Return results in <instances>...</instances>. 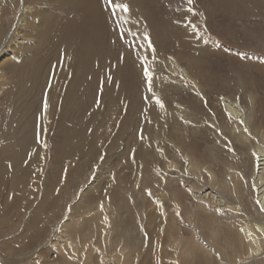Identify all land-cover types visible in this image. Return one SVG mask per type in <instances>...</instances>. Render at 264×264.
Listing matches in <instances>:
<instances>
[{"label": "rangeland", "instance_id": "obj_1", "mask_svg": "<svg viewBox=\"0 0 264 264\" xmlns=\"http://www.w3.org/2000/svg\"><path fill=\"white\" fill-rule=\"evenodd\" d=\"M12 1L17 4L12 5L9 4V0H0L1 3L8 2L7 4L10 5L8 8L6 4L7 12L4 11L3 21L4 31L8 36L14 32L17 17L22 12L24 4L35 8L34 11L26 14L27 25L21 31L24 38L33 39L40 14L47 10L48 15L43 14L44 29L35 45L23 42V52H18L19 55L16 56L18 60L14 59L15 62L18 61L16 63L18 69L13 70L9 63L0 69V73H7L11 79L10 85L8 84L3 89V93H0V135L5 136L6 133L2 142L4 147L2 152L7 160L14 159V156L20 157V164L14 163L11 165L13 168H9L10 179L13 178L15 168L20 169L22 164L27 166L26 162L32 148L39 144L37 130L41 126L42 103L57 66L66 60L67 56L64 55H67L68 51H72V58L70 62L67 61L69 72L61 83L59 105H64L67 93L72 90L69 106H73L71 109L76 112L77 124L75 130L69 131L70 134L67 131L65 138L58 134V113L54 120L47 124L50 149L47 153L44 173L38 182L41 186L39 196L34 199L30 208L25 210L24 216L18 215L13 218L12 225L5 220L2 221L0 217V261H3V264H8L2 257L6 253L5 249L13 254V258L34 257L35 253L42 249L45 241L47 242L50 236L59 231L66 217L77 211L82 193L87 204L95 205L98 200L108 201L109 196L112 195L113 205L120 213L121 206H125L124 213L130 209L127 216L122 213L121 215H123L122 223L126 219L133 228L132 241L138 242L144 252L138 260L136 259V264H179L175 260L166 258L174 255L170 247H167L168 237L164 239V245H167L166 253H163L162 262L159 260L161 253L156 234L166 222L157 198L153 196L152 191L149 195L150 187L144 188L145 197H141L138 191L140 187L134 188L141 168L132 167L123 170L116 167L117 163H121V159L116 155L124 150L125 140L127 147L124 150V158L130 159L133 144L141 141L143 128L148 129L152 126L154 138L162 132L163 125L156 127L148 119L149 113L157 115L161 113L156 99L159 97L158 94H161L162 100L164 99L170 109L164 116L174 119L179 127L178 129L170 125L169 128L171 136L177 139L176 143H183L195 158L202 164L211 165L223 179L229 171L228 168L241 172L243 181L240 194L245 205V213L252 218L264 219L259 213L261 209L257 202L258 189L253 180L256 172V154L252 150L259 142H264V0H193L192 4H189L188 0H125L132 8L129 12L131 22H124L123 15L128 12L117 10V14L113 15L106 0ZM149 40L156 49L155 59L153 60L150 55L148 61L153 70L151 92L147 88L146 77L142 72L144 64L142 57L151 52L147 47ZM24 52L27 53L24 55ZM176 60L182 65L178 67L180 73L173 72V62L175 63ZM25 61L31 62L29 64L31 68ZM181 67L187 69L192 79L183 76L185 74L182 73ZM33 72L37 73L33 75ZM20 84L23 92L20 91V86L17 87ZM145 96L150 99L145 100ZM226 98L237 103L242 111L251 115L249 143L241 141L239 133L233 132L235 125L239 124L242 127L244 123L232 117L225 109L223 100ZM97 109L103 112L94 122L89 121ZM175 109L179 110V114H174ZM193 127L199 129L195 132ZM188 130L194 131L190 133V141L184 134ZM79 138L81 143L78 146L82 145L83 148L80 157L70 146L67 147L68 157L65 156L62 160L53 153L54 144L61 141L64 146L67 141L75 144ZM176 151L178 152L177 148ZM17 152L20 153L19 156ZM179 155L183 163V172L178 176L179 172L175 170L176 176L180 177L178 190L181 191L184 203L189 204L190 207L191 203L196 201L189 192H183L185 189L183 183L186 181L189 184L194 183L198 188L202 179L187 173L185 169L188 165L187 160L182 153ZM47 172L55 174L63 183L65 176L69 175L67 187L62 191L61 189L52 191L49 199L43 193ZM165 172L164 170L163 173ZM26 174L33 176L23 170L22 176ZM97 174H101V178L96 185L91 184ZM201 182L210 185L207 179ZM13 184L21 192L25 187V180L19 178ZM150 185L157 186L152 182ZM206 185L201 186L206 187ZM9 188L10 180L5 192L9 191ZM165 203L173 210L176 209L175 211L180 215H184L176 202L165 200ZM144 206L145 216L138 213L139 208ZM75 207L77 208L74 209ZM36 212L42 217L49 215L47 221L49 224L41 233L31 232L27 227L30 218ZM179 214L174 212L173 215L177 221L179 220L177 228L183 230L174 231V234L181 233L187 236L189 227L184 224ZM202 215L204 218L209 217L204 213ZM237 218L233 216L232 224L227 222L229 225L225 223L224 226H227L225 228L222 226L224 230L221 231L222 238L236 239ZM234 222L235 226H233ZM74 235L79 236V233ZM144 238L150 240L147 260L144 259L145 244L142 242ZM223 242L224 239H221L222 244ZM51 250L43 252L44 260L41 264L59 262L67 264L64 260L65 256H59L55 250ZM229 253L233 256L234 252ZM215 262L219 263L216 256L214 262L209 264ZM251 263L264 264L259 261ZM18 264H28V261L25 259L23 263ZM93 264H99L97 256ZM194 264H208V262L200 259Z\"/></svg>", "mask_w": 264, "mask_h": 264}, {"label": "bare ground", "instance_id": "obj_2", "mask_svg": "<svg viewBox=\"0 0 264 264\" xmlns=\"http://www.w3.org/2000/svg\"><path fill=\"white\" fill-rule=\"evenodd\" d=\"M11 3L12 5L17 4V2H13L12 0H9V4ZM121 3H126L129 8L128 14L127 13L125 15L122 14L123 18L125 19L124 22L126 21L131 22L132 18L129 14L131 7L129 5V2L124 0V1H121ZM6 4L0 2V69L5 64L9 63L13 67V70H16L18 69L17 64H16L18 61L15 62L16 60H18L16 59V56L18 52H23L24 50L23 42L26 41L30 44L35 45V43L37 42V39L40 37V35L43 32V29H44L43 16L46 14L47 10H45V13L42 12L40 14V17L38 19L39 24L37 25L35 24L36 27L34 29V35L32 36L33 39H30V38L27 39L26 37L24 38V36L21 35V31L27 25V15L26 14H28L30 11H34L35 8L30 6L29 4L25 5L23 3L24 5L22 6V12L17 17V20H16L15 30L12 34L8 36L6 35L4 31L5 27H4V22H3L5 19L4 11H6V6L8 5ZM9 6L10 5H8L7 7L9 8ZM135 13L137 14V12ZM50 14H51V11H50ZM133 20H137V19H133ZM10 21L13 22L12 20ZM5 43H7L8 45L5 46L4 45ZM67 51H68V48H67ZM27 52H24V55ZM28 54H30V52ZM71 54H72V51H68L67 55H64V56H67L66 60L60 63L59 66H57L58 68L55 71L56 72L54 74L55 76L53 80L51 81V83H49L50 86L48 85L49 87H47V92L44 97L45 99L42 103L43 108H42V111L40 112V117H41L40 125L41 126L37 130V134H38L37 138L39 140V144L32 148L30 157L28 158L26 162L27 166L25 167V165L22 164L20 169L15 168V172L13 171L14 173H13L12 180L10 179L11 176H10L9 168L10 169L11 167L13 168V166L11 165H13L14 163H18L20 161V157L14 156V159L12 160H7L6 157H4L3 152H2L4 148L2 147V142L4 140V137L6 136V133H5V136L0 135V217L2 221L5 220L9 222V224L11 223L10 225H12L13 223L12 222L13 218H16L18 215H20L21 217L25 215V210L30 208L34 199L40 194L41 186L38 182L39 180H41L40 179L41 175H43L44 173L43 171H44V166L46 165V157L50 149L48 145V141H49L48 133L49 132L47 131V128H46L47 124L51 120L53 121L54 118L56 117V114L58 113L59 119L57 120V127L59 129L58 130L59 135H62V137L65 138L67 134L69 133V131L72 132V130L76 129V124H77L76 112H74L71 109L73 106H69V96L72 90H70L67 93V97L64 101V105L63 106L59 105L60 87H61V83L65 80V77H67L66 75L69 72V69L67 68V61L69 60L70 62V58H72ZM26 62L28 61H25V63ZM29 62H28V65L31 64V62L30 63ZM33 64H35V62ZM173 64H174L173 72L180 73V69L178 67L181 64L177 60L175 61V63L173 62ZM37 65H39V63ZM29 66L31 68V65ZM181 71L183 74H185L183 75L185 78L192 79L187 69L185 70L184 68L181 67ZM34 72H33V75L37 73L36 72L34 74ZM0 74H1L0 75V93H3L2 92L3 89L6 88L8 84L10 85L11 79L9 78V75H7V73L5 74L4 72H2ZM18 79H19V76H18ZM30 79L31 78H29V80ZM21 84L17 86V87L20 86L19 87L20 91H21V86H22ZM158 95L160 98V101L158 103H159L161 113L160 115L149 113L148 119L150 120L151 124L154 123L156 127L157 126L160 127L163 125L162 126L163 129L161 130L162 132L157 135V138H154V131H153L154 129L152 128V126L148 129L143 128L142 132H143L144 139H141V141H138L135 144H133L132 156L130 159L128 157L124 158V154H125L124 150L127 147V140H125L126 142H125L124 150L121 151L119 154L116 153L117 154L116 156H118V158L121 159L120 160L121 163H117L116 167H120L123 170L132 168V167L141 168L139 172V177H138V181H140V183L137 181L136 185H134V188H136L135 186H137V189L140 187L141 189L139 188L138 191L140 192L141 197H145V192L143 190L145 187L146 189L150 187L151 190L149 191L150 192L152 191L153 196L157 198L158 200L157 202L158 205L162 207L161 210L163 211L162 212L163 218L166 224H164L163 228L156 234L157 244L160 245L159 251L161 253L159 260H161L162 262L163 257H164L163 253H166V246L168 245L167 247H170V249L174 252V255L168 254L169 256H166V258L168 260H175L179 264H194L200 259H204L209 264V262H214L215 256L219 261L218 264H250L251 262H254V261H259L260 263L264 262V222H263L264 219L252 218L250 217L249 214L245 213L246 211L244 210L245 205L242 203V196L240 194L241 192L240 190L242 187L241 184L243 181L242 179L243 174L241 175V172L239 173L237 170L233 171L234 169L228 168L229 171L226 173L225 179H223L219 177V174L217 173L215 168H213L211 165L202 164L197 158H195V156H193V154L188 150V148L183 143L181 144L176 143L177 139L171 136L172 133L169 131V128H170V125H173L174 127L178 129L179 127H177L176 121L174 119L171 120V119H168V117L164 116L165 112L167 110L169 111L170 109L168 108L169 106L164 102V99L162 100L161 94H158ZM45 100H47L48 102V108L46 111L44 108ZM223 103H224L225 109L231 114L232 117L239 119V121H243L244 123L242 127L239 124L235 125L233 132L239 133V138L241 141H245L249 143L250 137L248 135V132L251 129L250 127L251 115L242 111L241 107H239L237 103L230 101L228 98L224 99ZM161 104H163V107L161 106ZM102 112L103 111L101 109L95 110L93 114L91 115V119L89 121L94 122ZM174 112H175L174 114L176 115L179 114V110H176ZM186 113H188V111ZM73 115H75L76 117L74 116L75 117L74 118ZM6 129L8 130L9 128L6 126ZM192 129H195V132H196L197 131L196 129H199V128L193 127ZM245 129H247V131H245ZM190 133H194V131L188 130V132L186 131L184 133L186 134L185 137L189 141L191 139ZM80 143H81V138H79V140L75 144L73 143L70 144L67 141L65 146L63 145V141L58 142L54 144L53 153L58 158H61L62 160L65 156L68 157L67 147L70 146L71 149H74V151L79 154L78 157H80L83 154V148L81 147L82 145L78 146V144ZM45 144L47 145L46 147H45ZM175 147L177 148L178 152L176 151ZM133 149L135 150L134 158H133ZM252 150L256 154L255 156L256 157V172H255L253 180H255L256 187L258 189L257 202L261 209L259 213L264 218V142L262 143L259 142V144L253 147ZM179 153H182L184 158L187 160L188 165H187V168H185L187 173L192 174V176L194 175L196 177H199L202 180L207 179L208 183L210 184V185L202 184L201 182L202 180H201L200 181L201 184L198 182L200 185L198 184L199 186L197 188L194 185V183L189 184V182L187 181H186L187 183L186 182L183 183V187L186 189L185 190L183 188L184 189L183 192L185 191L189 192L191 196L194 198V200L196 201L195 203H191L190 207L188 206L189 204L184 203L183 198L180 193L181 191L179 192L178 190L179 189L178 184L180 183V177L178 176H180L181 175L180 173L183 172L182 170L183 163H182ZM17 155L19 156L20 153H18ZM22 166L24 167L22 168ZM23 170L28 173L30 172V174H33V176L32 177L31 175L28 176V174H26L25 176H22ZM164 170L166 171L165 174L163 173ZM175 170L179 172L178 176H176L177 172H175ZM100 175L97 174V176L95 177V179L92 181L91 184L95 183L96 185V183L101 178ZM68 176L65 179V182L63 183L62 181H60L59 177L55 176V174L53 175V173L47 172V177H46L47 181L46 183L43 184L44 185L43 193H45V196L47 199L50 198V193L52 191H55L57 189H59V191L61 189L62 191L64 187H67L66 183L68 182ZM29 177L31 178L29 179ZM19 178L25 180V187H23L21 192H19L17 187L13 184V182L17 181V179ZM9 180H10V188H9L10 190L5 192L6 191L5 188L8 187ZM150 182L154 183L157 186L150 185ZM201 185H206V187L201 186ZM92 186L93 185H91V187ZM83 194L84 193H82V198H81L82 201L79 199L80 203L78 202L79 204H78L77 211L74 214H70L69 217H66L67 219L60 226L59 231L54 233L52 237L50 236L47 242L45 241V244L42 246V249L40 248V250H38L35 253L34 257L27 256L22 259L13 258V254L9 253L8 250L5 249L6 253L2 256L3 259L8 264H18L19 262L23 263L25 259L28 261V264H37V262L38 264H41L44 260L43 252L45 250L53 249V251L55 250L56 253L59 254V256L60 255L65 256L64 260L67 261V264H68V261H70L69 264H93L94 258L96 256L98 258L99 264H136L135 263L136 259L138 260L139 256L143 252L142 248L139 246L138 242L132 241L133 238L131 237L132 235L131 231H133V228L130 224H128V221L125 219L124 223H122V219H123L122 216L123 215L127 216L129 214L130 209L127 210L126 213H124L126 210L125 206H121L120 210H121V213L123 214L121 215L119 209L115 208V206L113 205L112 195L109 196L110 198L107 197L109 198L108 201L102 200V202H100L98 200L99 204L97 207L98 201L95 205L94 204L90 205V204L85 203ZM165 200L176 202L181 207L184 215L183 216L180 215L178 211H175L176 209L173 210L171 206H168L165 203ZM46 202L48 201L46 200ZM86 204L88 206H86ZM101 205L103 206L102 208H101ZM76 208L77 207H75L74 209ZM55 211L56 210H54V212ZM148 211L150 210H147V212ZM173 211L179 214L184 224L187 227H189L188 228L189 231H187L188 229L187 230L185 229L189 233V235L187 234V236H185L186 234L183 235L181 233L180 235L174 234V231L181 232V230L183 229L177 228L176 225H178L179 220L177 221L176 217L173 215L174 214ZM138 213L145 216L146 215L145 206L139 208ZM203 213L209 217L204 218L202 215ZM144 216H143V219H144ZM233 216H235L236 218L238 217L237 226H235L236 224L235 222L233 225L235 226V228L237 227L235 231L236 239L231 240L232 239L231 237H230L231 239L227 237L222 238V234H221L222 233L221 231L223 230L222 226H224V224L227 222H230L232 224ZM105 217H107V219H105ZM143 219L141 218V220ZM47 221H49V215H45L44 217H42L38 212H36L34 216L30 218L27 224V227L30 229L31 232L41 233L43 232L44 229L47 228L49 224ZM227 225H229V223H227ZM76 233H79V236L74 235ZM166 237H168L167 239L168 244L164 245V239H166ZM221 239H224L223 244L221 243ZM142 242H144L145 244L144 259L147 260V251L150 247L149 245L150 240L148 238H144ZM115 244L117 246H115ZM229 250L231 252H234L233 256L230 255ZM53 254L55 253L53 252ZM57 254L56 256H58ZM10 255H12V257ZM9 260H12V261H9ZM216 263L217 262H215V264ZM52 264H61V263L59 262V263H52Z\"/></svg>", "mask_w": 264, "mask_h": 264}, {"label": "snow or ice", "instance_id": "obj_3", "mask_svg": "<svg viewBox=\"0 0 264 264\" xmlns=\"http://www.w3.org/2000/svg\"><path fill=\"white\" fill-rule=\"evenodd\" d=\"M192 2H193V0H188L189 4H192ZM106 3L110 7V10H111L113 15L117 14V10H120L122 12H128L129 11L128 5L126 3H121L120 0H106ZM191 10L192 9H190V11ZM121 35H124V33H121ZM133 35H135V34H133ZM147 47L149 49H151V52L143 55V57H142V59L144 60V64L142 65V72H143V75L146 77L147 88H148L149 92H151L152 88H153V70H152V67H151V65L149 64L148 61H149V56L150 55L153 57V60L155 59V55L154 54L156 52V49L152 45L151 40L148 41ZM144 99L148 100V99H150V97L145 96ZM156 99H157L158 102L160 101L159 97H157ZM97 103L99 104V101H97ZM161 106L163 107V104H161ZM44 108H45V111L48 108L47 100H45ZM241 123H243V121H241ZM245 131H247V129H245ZM140 139H144L142 130H141ZM46 146L47 145L45 144V147ZM134 154H135V150L133 149V158H134ZM66 178L67 177L65 176V179ZM57 191H59V189H57ZM149 195H151L150 191H149ZM102 207L103 206L101 205V208ZM105 219H107V217H105ZM0 264H3V261H0ZM37 264H38V262H37Z\"/></svg>", "mask_w": 264, "mask_h": 264}]
</instances>
